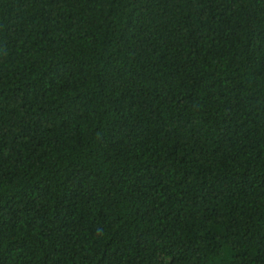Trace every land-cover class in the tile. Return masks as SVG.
Listing matches in <instances>:
<instances>
[{"label":"trees","instance_id":"16d2710c","mask_svg":"<svg viewBox=\"0 0 264 264\" xmlns=\"http://www.w3.org/2000/svg\"><path fill=\"white\" fill-rule=\"evenodd\" d=\"M0 264H264V0H0Z\"/></svg>","mask_w":264,"mask_h":264}]
</instances>
